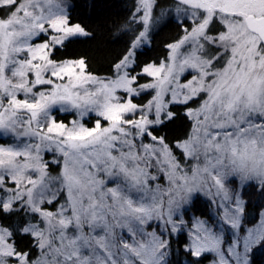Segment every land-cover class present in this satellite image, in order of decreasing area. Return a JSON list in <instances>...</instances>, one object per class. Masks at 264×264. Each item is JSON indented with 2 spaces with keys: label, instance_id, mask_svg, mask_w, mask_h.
Wrapping results in <instances>:
<instances>
[{
  "label": "snow or ice",
  "instance_id": "6c2138e0",
  "mask_svg": "<svg viewBox=\"0 0 264 264\" xmlns=\"http://www.w3.org/2000/svg\"><path fill=\"white\" fill-rule=\"evenodd\" d=\"M71 9L0 0V264H174L170 240L184 232V264L208 253L250 264L264 248V205L242 228L249 200H264V0H135L142 27L126 25L106 76L57 56L92 35ZM156 9L182 31L141 62ZM181 112L187 131L160 135ZM199 195L216 205L218 231L184 219Z\"/></svg>",
  "mask_w": 264,
  "mask_h": 264
},
{
  "label": "trees",
  "instance_id": "16d2710c",
  "mask_svg": "<svg viewBox=\"0 0 264 264\" xmlns=\"http://www.w3.org/2000/svg\"><path fill=\"white\" fill-rule=\"evenodd\" d=\"M72 6L71 15L73 22L80 23L89 32L90 37L77 38L66 48L61 49L57 56L59 58L85 57L89 69L99 76H106L113 60L125 49L126 44L132 36V31L126 27L131 25L132 29L140 28L139 24L131 22V13L135 8V0H66ZM184 23H190L185 21ZM182 31V24L173 18L166 19L158 28L149 35L150 45L144 46L138 52L142 53L139 59L141 62L158 60L166 52L164 44L171 42ZM139 100V98H137ZM58 119L68 121V115L57 116ZM188 121L181 112L179 118L168 125L160 135H165L170 141L181 137L188 129ZM198 199L196 200V202ZM264 200L252 197L246 206L243 223L251 225L257 219ZM199 217L204 218L205 212L197 211ZM207 216V215H206ZM205 216V217H206ZM187 240L185 233L171 237V250L169 259L175 264L179 261L184 264L186 260L194 258L183 252V243ZM207 259L202 258V264H211L213 258L208 253ZM250 264H264V248L257 246L249 254Z\"/></svg>",
  "mask_w": 264,
  "mask_h": 264
},
{
  "label": "rangeland",
  "instance_id": "374dc122",
  "mask_svg": "<svg viewBox=\"0 0 264 264\" xmlns=\"http://www.w3.org/2000/svg\"><path fill=\"white\" fill-rule=\"evenodd\" d=\"M160 2L162 4V6H166V5L170 4L172 2V0H160ZM158 15H159V9L154 10V22L152 24V27H151L149 35L151 34V32L153 30L158 28L168 18H173L174 20H176L178 22H181V21L176 19V14H175L174 11L169 12L167 15H165L159 21H156L155 17L158 16ZM140 27H142V25H140ZM141 49H138V50H141ZM137 98H139V97H137ZM61 115H68L69 116L68 121H70L71 119L74 118V113H59V112H57V116H61ZM67 122H65V123H67ZM83 122H85L88 126H91V124H92V121L89 120L88 117H85ZM3 139H4L3 137H0V143L3 142ZM52 158H53V153H45V159L46 160L51 162ZM57 168H58V166L56 164H51L50 171L52 169H57ZM53 174H55V172H53ZM185 208L186 209L187 208H191L192 209L191 211H187L186 215L184 216V219L189 222V226H191V219H192L193 216H198L199 217V215H197V213H198L197 211L199 209L201 211L205 212V216L207 215L206 217L204 216V218H201V217L200 218L208 221L209 224L213 226V230L214 231H218L219 230V226L222 225V221L219 219V216H218V209L216 208V205L212 204L211 200H209L207 197H205L203 195H199L198 196V201L195 202L194 206L188 205V206H185ZM251 225H248L246 223L244 224L242 222V228L245 227V226H251ZM222 227H223V239H224L223 247L226 249L227 246L232 242V238H233V235H234V230L229 228L227 225H223ZM184 233L186 234V232H184ZM241 235H243V231H241ZM186 236H187V234H186ZM238 250L241 251V252L243 251L242 244H241V247ZM211 257L213 258V260L215 259V256L213 254H211ZM233 264H234V262H233Z\"/></svg>",
  "mask_w": 264,
  "mask_h": 264
}]
</instances>
